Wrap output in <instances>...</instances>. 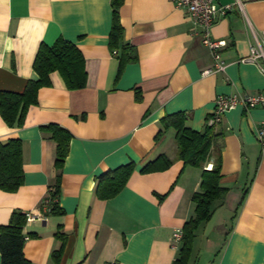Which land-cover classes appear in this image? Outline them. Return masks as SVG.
<instances>
[{
	"label": "crops",
	"instance_id": "1",
	"mask_svg": "<svg viewBox=\"0 0 264 264\" xmlns=\"http://www.w3.org/2000/svg\"><path fill=\"white\" fill-rule=\"evenodd\" d=\"M110 1L0 0V90L21 92L37 79V49L58 37L79 48L86 70L78 89H68L58 71L49 73L50 84L38 89L21 126L11 127L0 116V141L22 142L24 172L16 191L0 189V225L13 209L35 216L23 228L30 236L23 246L30 264H51L58 226L66 233L59 264H172L178 250L172 234L194 214L201 169L176 159L174 128L158 135L162 117L184 112L185 124L199 131L216 96L264 92V74L251 62H239L264 30V0H218L230 4L211 27L212 38L226 41L220 49L226 67L208 75L202 70L212 65L210 50L172 0H123L122 38L111 50ZM123 43L134 46L137 57L118 75ZM49 123L72 137L58 198L64 213L40 219L55 174L56 143L41 129ZM263 123V106L241 105L216 123L222 133L219 183L228 190L195 230L188 264H264V148L256 138ZM162 153L173 160L167 169L140 171ZM130 161L134 169L124 187L99 199L96 177Z\"/></svg>",
	"mask_w": 264,
	"mask_h": 264
},
{
	"label": "trees",
	"instance_id": "2",
	"mask_svg": "<svg viewBox=\"0 0 264 264\" xmlns=\"http://www.w3.org/2000/svg\"><path fill=\"white\" fill-rule=\"evenodd\" d=\"M123 0H111V26L108 44L111 50L119 47L123 28L119 20V8ZM119 59L118 75L125 63L134 61L137 57L134 46L123 43ZM33 69L38 78L28 80L21 92L0 90V116L11 127L21 126L27 108L36 104L38 89L50 84L49 73L58 71L65 86L68 89H78L85 85L86 70L84 57L79 48L71 41L58 37L52 45L40 43L35 58ZM135 99L141 100L140 90L136 89ZM209 116L202 130H193L185 124L184 112L167 114L161 119L162 128L160 135L168 127L175 130L176 159L183 161L184 165H190L201 169L200 188L192 194L195 204L194 214L183 226L181 242L176 257L172 264H188L192 252L194 232L198 226L210 219L212 204L216 200H222L227 188L219 183L221 177V148L222 133L215 129L216 124H209ZM41 129L49 134L55 141V174L53 181L49 183L45 198H48L49 210L45 214L60 215L64 210L59 206L60 184L62 169L69 152L71 133L56 123L43 125ZM212 159L211 169L205 165ZM22 142L19 138H11L0 141V189L6 192L16 191L24 182L22 167ZM172 159L166 154H160L153 160L146 162L142 173L162 171L172 164ZM134 162L121 165L113 170H108L96 177L94 192L99 199H108L116 195L126 184ZM163 199L165 195H158ZM40 209L42 203L40 204ZM27 222L26 212L13 209L8 222L0 225V264H30L23 254L24 242L29 234L23 232ZM55 237L59 245L50 255L51 264H59L66 241V233L57 227Z\"/></svg>",
	"mask_w": 264,
	"mask_h": 264
},
{
	"label": "built area",
	"instance_id": "3",
	"mask_svg": "<svg viewBox=\"0 0 264 264\" xmlns=\"http://www.w3.org/2000/svg\"><path fill=\"white\" fill-rule=\"evenodd\" d=\"M176 7L186 11L192 24L199 28L201 42L211 53L212 65L202 70L203 75L224 71L226 62L222 59L220 49L226 45L224 39H214L211 36V27L213 26L218 14L223 15L230 8V4H220L218 0H172ZM239 62H251L264 74V30L261 32V37L255 39V42L249 46V54L239 59ZM241 105L245 108L256 106L264 107V92H258L252 95H218L214 101V108L209 116V124H216L220 121L222 115ZM257 141L264 148V123L258 127L256 131ZM212 164L207 163L206 169H211ZM48 198L42 201V207L38 218H43V214L49 210ZM35 216L26 213L27 220H32ZM182 230L176 228L172 234V247L177 248L180 245ZM108 264H115L114 261Z\"/></svg>",
	"mask_w": 264,
	"mask_h": 264
},
{
	"label": "rangeland",
	"instance_id": "4",
	"mask_svg": "<svg viewBox=\"0 0 264 264\" xmlns=\"http://www.w3.org/2000/svg\"><path fill=\"white\" fill-rule=\"evenodd\" d=\"M201 253H202V250H201ZM201 255V254H200Z\"/></svg>",
	"mask_w": 264,
	"mask_h": 264
}]
</instances>
